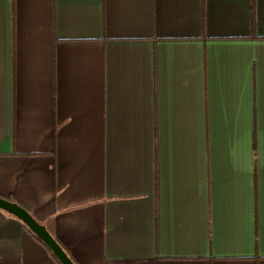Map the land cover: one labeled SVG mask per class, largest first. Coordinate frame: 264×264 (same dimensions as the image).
<instances>
[{
	"label": "crops",
	"instance_id": "crops-1",
	"mask_svg": "<svg viewBox=\"0 0 264 264\" xmlns=\"http://www.w3.org/2000/svg\"><path fill=\"white\" fill-rule=\"evenodd\" d=\"M0 197L76 264H264V0H0ZM0 264L59 263L0 209Z\"/></svg>",
	"mask_w": 264,
	"mask_h": 264
},
{
	"label": "water",
	"instance_id": "water-1",
	"mask_svg": "<svg viewBox=\"0 0 264 264\" xmlns=\"http://www.w3.org/2000/svg\"><path fill=\"white\" fill-rule=\"evenodd\" d=\"M0 209L18 218L52 252L60 264H75L45 225L37 221L25 208L15 202L0 197Z\"/></svg>",
	"mask_w": 264,
	"mask_h": 264
},
{
	"label": "trees",
	"instance_id": "trees-1",
	"mask_svg": "<svg viewBox=\"0 0 264 264\" xmlns=\"http://www.w3.org/2000/svg\"><path fill=\"white\" fill-rule=\"evenodd\" d=\"M250 22L251 24L254 23V18L253 15L251 14L250 17ZM26 227V226H25ZM27 228V227H26ZM28 229V228H27ZM29 230V229H28ZM30 231V230H29ZM31 232V231H30ZM32 233V232H31ZM33 234V233H32ZM33 236H35L33 234ZM36 237V236H35ZM54 237V236H53ZM55 238V237H54ZM36 239H38L41 243H43L38 237H36ZM55 240L59 243V245L63 248V250L67 253V255L70 257V259L76 264L75 260L69 255V253L66 251V249L64 248V246L55 238ZM44 244V243H43ZM45 245V244H44ZM46 246V245H45ZM47 247V246H46ZM47 249L49 250V248L47 247ZM50 254L55 258V256L52 254V252L49 250ZM56 259V258H55ZM56 261L58 262V260L56 259ZM59 263V262H58ZM60 264V263H59Z\"/></svg>",
	"mask_w": 264,
	"mask_h": 264
}]
</instances>
